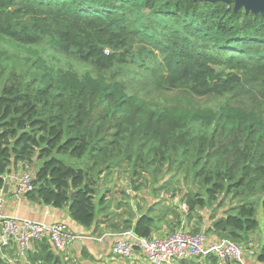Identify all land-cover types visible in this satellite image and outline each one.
Instances as JSON below:
<instances>
[{"label":"trees","instance_id":"obj_1","mask_svg":"<svg viewBox=\"0 0 264 264\" xmlns=\"http://www.w3.org/2000/svg\"><path fill=\"white\" fill-rule=\"evenodd\" d=\"M47 39L102 67L116 60L106 49L135 41L163 59L137 83L80 76L43 60L26 74L2 65L3 46ZM208 97L225 102L203 109ZM149 160L159 169H198L207 199L186 193L191 214L220 195L241 199L225 217L212 216L210 231L250 241L259 228L251 199L264 195V15L201 0H0V199L10 168L27 164L36 172L28 197L69 207L76 223L91 228L98 177ZM153 225L143 215L123 229L148 238ZM258 259L264 262V244ZM42 261L57 264L52 251Z\"/></svg>","mask_w":264,"mask_h":264},{"label":"crops","instance_id":"obj_2","mask_svg":"<svg viewBox=\"0 0 264 264\" xmlns=\"http://www.w3.org/2000/svg\"><path fill=\"white\" fill-rule=\"evenodd\" d=\"M32 168L33 167H29L27 164L22 163L14 164L10 168V171L5 176L8 191H4L1 198L2 214L47 224H65L79 238L63 253L55 251L48 240L37 243L28 261H24L19 256L17 246H0V260L3 261L4 264H46L42 260L47 248L54 253L56 258L55 263L57 264H149L144 260L141 251L138 249H136L134 255L129 258L115 256L112 252L113 245L118 240V234L125 231L123 229L124 225L128 222H132L133 225H135L138 219L143 215H150L154 219L153 233L150 238H163L172 234L182 226L183 221H185V229L193 233L192 229L194 228L189 220L191 216L190 208L186 219L182 210L183 204H186L184 200L180 201L177 198L172 199L164 197L151 200L147 198L146 194L130 190L127 187L124 192L125 197H123V195L122 198L117 201L116 205L115 199L119 197L118 195H113L114 199L112 203L110 202L112 198L109 193L105 199L103 195L98 196L95 200L96 221L91 228H85L71 218L69 207L56 209L46 205L42 201L32 200L28 196L19 198L14 195L18 178L29 169L32 170ZM234 207L235 206L232 208ZM206 214L208 215H205V213L201 211L200 215L203 220L199 224L194 225L199 232L206 230L210 242H219L223 238L218 237L215 233L210 231L213 220L211 219L212 216H209V213ZM225 214L226 213L223 212L214 216H216V218H222L226 216ZM257 220L259 222V229H264V210L263 213H259V215L257 211ZM258 258L259 255L257 257H252L249 252L246 251L243 264H264V262H261ZM194 263L195 261L175 262L174 264ZM197 263L233 264L231 261L225 263L217 261L215 263L212 257L201 258Z\"/></svg>","mask_w":264,"mask_h":264},{"label":"rangeland","instance_id":"obj_3","mask_svg":"<svg viewBox=\"0 0 264 264\" xmlns=\"http://www.w3.org/2000/svg\"><path fill=\"white\" fill-rule=\"evenodd\" d=\"M130 46V48L119 49V51L106 49L105 52L107 54L116 53V60L111 65L102 67L92 61L84 60L78 49H72L70 53H64L55 42L47 39L38 45L19 46L17 48L10 45L3 46L5 56L2 58V65L8 71L14 69L18 73L26 74L32 68L33 62L43 60L48 67L74 72L80 76L86 73H96L121 81L127 80L137 83L145 76L146 68L158 65L163 57L159 51L151 49L145 43L135 41ZM217 69L222 70L223 68L217 67ZM202 101L204 104L202 105L204 106L203 109H214L220 102H225V99L219 98L216 100L208 97ZM62 159L74 166L81 163L69 156L62 157ZM150 164H152V160L142 165L140 164L138 168H133L128 164L122 165L118 170H113L109 174L98 177L95 200L102 195L105 199L109 193L112 198L109 201L112 203L113 195H118L119 197L115 199L116 205L117 201L124 195L126 187L146 194L147 198L151 200L164 197L177 198L181 201L184 200L185 194L188 192L198 194L199 197L207 199V186L203 183V178L198 176V169H183L179 165L172 167L165 165V167L159 169L157 165ZM132 182L135 183L133 184ZM263 199L264 195H256L251 199L257 206L258 215L263 213L264 210ZM241 202V199L220 195L218 201L202 210V213H205V215L209 213V216H217L219 213L226 212L233 206L241 204ZM220 203L222 204L221 208H219ZM200 212L199 210L194 211L189 218L190 224L194 228L192 229V234L200 233L194 225L199 224L203 220L202 217H199ZM251 237L249 242L235 243L243 247L245 252L254 250L256 256H258L264 243V229L258 228ZM47 251H49L48 248ZM199 260H195L194 264H198L197 261ZM232 263L239 264L236 262Z\"/></svg>","mask_w":264,"mask_h":264},{"label":"built area","instance_id":"obj_4","mask_svg":"<svg viewBox=\"0 0 264 264\" xmlns=\"http://www.w3.org/2000/svg\"><path fill=\"white\" fill-rule=\"evenodd\" d=\"M36 172L33 167L22 174L16 183L14 195L22 198L34 192ZM4 190L1 192V198ZM185 219L188 217L189 206L183 204ZM79 237L65 224H47L2 214L0 199V246L15 245L19 256L28 261L35 244L48 240L57 252H66ZM141 251L144 260L149 264H174L175 262H192L201 258L215 257L218 262L228 261L243 264L244 248L230 239H222L212 243L206 230L192 234L182 226L172 234L163 238L141 237L131 229L118 234V240L113 245L115 256L129 258L135 250ZM252 257H257L254 250L248 251Z\"/></svg>","mask_w":264,"mask_h":264},{"label":"water","instance_id":"obj_5","mask_svg":"<svg viewBox=\"0 0 264 264\" xmlns=\"http://www.w3.org/2000/svg\"><path fill=\"white\" fill-rule=\"evenodd\" d=\"M211 4L222 3L225 5L234 4L235 12L244 11L246 14L264 15V0H201ZM5 192L8 191V186L5 187ZM71 200L75 199V193L71 194Z\"/></svg>","mask_w":264,"mask_h":264}]
</instances>
